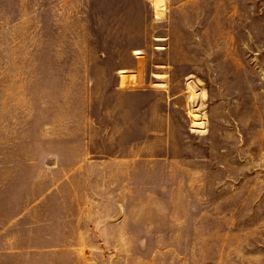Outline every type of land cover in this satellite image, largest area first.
Returning a JSON list of instances; mask_svg holds the SVG:
<instances>
[{
  "label": "rangeland",
  "instance_id": "1",
  "mask_svg": "<svg viewBox=\"0 0 264 264\" xmlns=\"http://www.w3.org/2000/svg\"><path fill=\"white\" fill-rule=\"evenodd\" d=\"M0 264H264V0H0Z\"/></svg>",
  "mask_w": 264,
  "mask_h": 264
},
{
  "label": "bare ground",
  "instance_id": "2",
  "mask_svg": "<svg viewBox=\"0 0 264 264\" xmlns=\"http://www.w3.org/2000/svg\"><path fill=\"white\" fill-rule=\"evenodd\" d=\"M155 3L157 6H161V5L165 4V0H155ZM140 52H141V50H139V49L136 50V53H140ZM122 70H124V69H122Z\"/></svg>",
  "mask_w": 264,
  "mask_h": 264
}]
</instances>
